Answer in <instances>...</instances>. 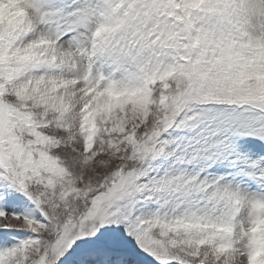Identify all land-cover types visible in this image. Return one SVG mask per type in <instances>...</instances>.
<instances>
[{"label": "rangeland", "instance_id": "1", "mask_svg": "<svg viewBox=\"0 0 264 264\" xmlns=\"http://www.w3.org/2000/svg\"><path fill=\"white\" fill-rule=\"evenodd\" d=\"M97 254L264 264V0H0V264Z\"/></svg>", "mask_w": 264, "mask_h": 264}, {"label": "bare ground", "instance_id": "2", "mask_svg": "<svg viewBox=\"0 0 264 264\" xmlns=\"http://www.w3.org/2000/svg\"><path fill=\"white\" fill-rule=\"evenodd\" d=\"M89 264H96V262L95 261H91Z\"/></svg>", "mask_w": 264, "mask_h": 264}, {"label": "trees", "instance_id": "3", "mask_svg": "<svg viewBox=\"0 0 264 264\" xmlns=\"http://www.w3.org/2000/svg\"><path fill=\"white\" fill-rule=\"evenodd\" d=\"M161 39H159V41H160ZM162 50V49H161ZM158 88V87H157ZM161 92H158V94H160Z\"/></svg>", "mask_w": 264, "mask_h": 264}]
</instances>
